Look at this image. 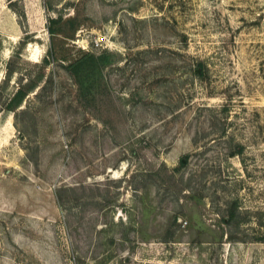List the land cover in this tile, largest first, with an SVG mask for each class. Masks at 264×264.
Masks as SVG:
<instances>
[{
	"label": "rangeland",
	"instance_id": "374dc122",
	"mask_svg": "<svg viewBox=\"0 0 264 264\" xmlns=\"http://www.w3.org/2000/svg\"><path fill=\"white\" fill-rule=\"evenodd\" d=\"M0 264H264V0H0Z\"/></svg>",
	"mask_w": 264,
	"mask_h": 264
},
{
	"label": "trees",
	"instance_id": "16d2710c",
	"mask_svg": "<svg viewBox=\"0 0 264 264\" xmlns=\"http://www.w3.org/2000/svg\"><path fill=\"white\" fill-rule=\"evenodd\" d=\"M88 58H94V56L93 55H89V56L86 55L82 59H79L78 61H75L74 63H70L68 65V68L71 71H75L78 68H82L85 65V63H87V59ZM44 76H45V69L42 70V72H41L40 76L38 77L37 81H33L32 83H30L26 87H20L16 91V93L14 94V96H13V98L11 100V103H10L8 108H11L12 110H16L19 107H21L23 105V102H24L26 96L30 92L34 91L40 85V82L43 81Z\"/></svg>",
	"mask_w": 264,
	"mask_h": 264
},
{
	"label": "built area",
	"instance_id": "2783aa9c",
	"mask_svg": "<svg viewBox=\"0 0 264 264\" xmlns=\"http://www.w3.org/2000/svg\"><path fill=\"white\" fill-rule=\"evenodd\" d=\"M95 44H96V46H102V41H100V39L99 40H95Z\"/></svg>",
	"mask_w": 264,
	"mask_h": 264
}]
</instances>
